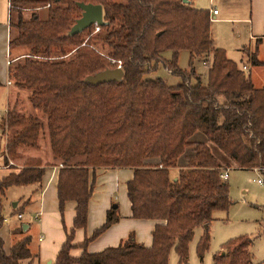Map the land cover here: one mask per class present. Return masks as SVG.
I'll return each instance as SVG.
<instances>
[{
  "label": "trees",
  "instance_id": "1",
  "mask_svg": "<svg viewBox=\"0 0 264 264\" xmlns=\"http://www.w3.org/2000/svg\"><path fill=\"white\" fill-rule=\"evenodd\" d=\"M8 1L9 26L14 29L9 47L28 49L10 62L8 75L30 91L31 105L46 115L51 152L62 165L56 185L61 215L66 201L75 202L72 227L66 230L54 264H168L171 250L179 264H187L194 229L208 226L214 212H227L231 204L221 173L231 165L264 170V88H255L225 50L213 46L209 10L193 7L190 0ZM45 3L49 6L44 16L32 10ZM79 3L102 6L103 23L94 35L89 32L95 24L70 34L82 14ZM29 10L31 16L26 18ZM86 33L87 42L97 50L87 42L81 45ZM70 47L75 50L66 56ZM168 49L169 60L162 57ZM102 50L108 58L100 54ZM181 50L190 53V65L193 57L205 56L206 84L191 83L196 77L193 68L177 66ZM38 55L43 58L34 57ZM118 60L123 70L120 80L89 83V76L115 68ZM159 63L181 81L171 86L161 78H146ZM250 63L264 68L256 52L250 54ZM7 122L12 134L5 151L10 158H20V149L38 147L43 129L39 119L11 110ZM208 143L225 155L224 162ZM187 149L191 150L185 154ZM45 167L28 158L0 177V229L5 190L40 183ZM95 168L133 169L126 182L131 215L157 221L150 246L130 233L117 246L87 251L91 240L119 220L116 203L90 237L73 243L75 230L87 221L95 184L89 170ZM22 209L23 205L12 207L11 214ZM19 232L21 224L14 233ZM30 240L25 236L5 247L0 235V264H33L38 255L30 250ZM249 241L247 236L228 240L222 245L225 254H218L214 264H250ZM208 242L206 229L196 244L199 257ZM76 246L82 253L73 257L70 250Z\"/></svg>",
  "mask_w": 264,
  "mask_h": 264
},
{
  "label": "rangeland",
  "instance_id": "2",
  "mask_svg": "<svg viewBox=\"0 0 264 264\" xmlns=\"http://www.w3.org/2000/svg\"><path fill=\"white\" fill-rule=\"evenodd\" d=\"M191 2V5L195 8L210 10L211 8L215 7L220 10V14L215 16V19H210V33L213 46L223 47L227 54L235 61V63H237V66L241 69L242 63H248V61L246 56L247 54L244 55L242 52H240L239 48L240 46L241 49L243 47H249V45L247 44V40H245V38H243L238 43L232 40L234 31L240 29L239 26L242 25L241 23H234L225 20V16H228L229 18L237 17V12H244L247 0H192ZM233 4L235 5L234 7H236L235 9L232 8ZM48 6L49 4L45 3L39 5L38 7L32 8V10L39 13L40 16H44ZM32 10L25 12L24 16L26 18L30 17V11ZM232 12L236 13L232 14ZM11 17L12 14L10 8L8 7V0H0V82H5L7 79L9 80V86H5L3 82L2 84L0 83V161H3V158L6 156L7 163L5 164H11L12 167L19 168L23 165L25 159L33 158L39 160L42 165L47 167L49 163H45V161L53 159L57 162V160L52 155L48 134L46 132V115L41 110L34 108L31 105L29 90L20 87L17 83H15L14 79L8 77L9 64L7 65L6 61L11 59L14 53L18 51H28L26 47L20 46V48H10L8 42L5 43V37L1 34V29L5 28L4 25L8 27L9 41L10 36H12V32H14V29H10L9 26ZM97 31L98 30L95 27L92 32H89V35H94V33ZM87 34L88 33L84 35L81 45H84L87 41H89V35ZM86 44H89V47L93 50H97V48H95L96 46L91 45L90 42H87ZM67 50H69V52L66 54V56L74 52L75 47L67 48ZM25 53L20 57L25 56ZM100 54L108 58V56L105 55V51L102 50ZM209 54V57H211L212 53L210 52ZM34 57L43 58L39 55ZM162 57L167 60L171 59L172 51L168 49L162 52ZM190 58L191 55L188 51L181 50L178 53L177 66L183 70H190V68H193L196 73V77L191 78V83L194 84L199 82L202 85L206 84L208 64L207 62H203L205 60V56L193 57L191 65L189 63ZM252 66L253 65L249 62V67L252 70L251 76H254L256 82L262 80V75L256 71L257 69L254 68V66ZM259 70H262L264 74V70L262 68H259ZM248 72L249 71H244L246 74ZM145 77L161 78L167 85L171 86L176 85L181 81L180 77L170 74L161 63L157 65V68L154 71L146 74ZM11 110H14L18 114L24 116L35 117L39 119L41 123H43V129L41 130V134L39 135L37 141L38 147L18 150L21 155L20 158H10V156H8L5 151V144L12 134V131L8 128L7 122V113ZM208 145L211 147L212 152L218 157V159H220L221 162H224L223 159L225 158V155H223L214 144L208 143ZM190 150L191 149H187L185 154H188ZM32 155H37L39 158L32 157ZM181 160L183 161L184 159H179L178 162ZM57 165H59L60 168L62 166L61 163H58ZM227 173L228 177L225 180L229 185L231 204L227 212H214L213 219L209 225L206 226V228L203 224L202 226H198L194 229L193 237L190 240L188 246L190 248L191 263L214 264L215 258L218 254H225V249L222 247L225 242L240 236H247L250 240L248 246L250 264H264V170L257 168L244 169L231 165L227 168ZM14 186V192L12 189L8 190V187L5 190V194L3 196V214L5 220L0 229V233L5 239V247H9L10 245L14 244L17 240H19L18 236L21 235V233H19L13 236L9 232L10 226H14V224L19 225L20 221L24 220V218L19 219L16 214L12 215L11 210L12 207H14L13 203L17 200L19 206L23 204V198H20L21 195H19V193L21 190L27 189L29 185H18L19 189H17V185ZM10 199H12V201ZM206 229L209 234L208 248L204 254L199 257L196 254V244ZM176 257L177 255L175 251L171 250L170 258L173 260V263H175L173 258ZM201 259L203 261H201Z\"/></svg>",
  "mask_w": 264,
  "mask_h": 264
},
{
  "label": "crops",
  "instance_id": "3",
  "mask_svg": "<svg viewBox=\"0 0 264 264\" xmlns=\"http://www.w3.org/2000/svg\"><path fill=\"white\" fill-rule=\"evenodd\" d=\"M234 6L233 4V9L236 8ZM213 8L209 10V16L215 19V16L220 14V10L215 8L218 11L217 14L211 15V10ZM233 13L236 12H232V14ZM236 15L237 17L231 18L225 16V20L241 23L242 26H239L240 29L234 31L232 40L238 43L245 38L249 45V47H243L241 49L240 46L239 48L240 52L244 55L247 54L248 61V63H242L241 69L245 66L243 70L249 71L247 74L250 76L255 88H264V74L262 70H259V68L264 70L263 66L253 65L254 68L257 69L256 71L262 75V80L257 82L254 76H251L252 70L249 67L250 54L253 52H256V56L259 60L264 61V0H247L245 11H239ZM4 27V29H1V34L5 37V43H9L8 27L5 25ZM14 48H20V46ZM217 48L223 47L218 46ZM25 52L26 51H18L14 53L13 57L6 61V64L8 65L11 61L20 58ZM225 53L229 59L234 61L227 54L226 50ZM2 82L5 86H9L8 79ZM2 82L0 83L2 84ZM32 157L38 156L32 155ZM5 163L3 158V161H0V177L8 174L12 170L10 168L11 164ZM45 163H49V165L45 168L40 183L29 184L27 189L21 190L19 193V195H21L20 198H23V209L21 213H16L17 217L18 214L21 215L18 217L19 219L24 218L19 224L22 226L24 224L26 225V228L23 229L22 227V232H19L21 233V235L18 236L19 239L29 236L31 238L29 248L38 255L37 260L33 264H54L55 257L61 244L66 239V230L72 227L73 217L75 215V202L72 200L65 202L64 210L61 215L58 207L56 188L60 167L53 159L45 161ZM92 177H94L95 184L88 201L87 221L85 227L75 230L73 243L80 244L85 238L90 237L93 231L105 222L107 210L112 204L116 203L120 216L119 220L91 240L87 245V251L92 253L101 251L110 246H117L124 241L130 233L134 235L136 241L142 243L144 246H150L152 243V231L157 221L153 219H136L131 215L130 202L126 193V182L132 179L133 169L95 168L89 170V179ZM11 189L13 191L15 186L8 188V190ZM17 189H19V186ZM10 200L12 201V199ZM16 206H19L18 200L16 201ZM17 226L18 225L14 224V226L9 227L11 235L14 236L15 234H19L14 233L16 232ZM0 235L4 239L1 233ZM4 243L6 244L5 239ZM81 253L82 248L78 246L70 250V254L73 257H77ZM173 259L175 263H173L169 255L168 264H179L177 257ZM201 261L203 260L201 259ZM187 264H192L190 260V248L188 249Z\"/></svg>",
  "mask_w": 264,
  "mask_h": 264
},
{
  "label": "water",
  "instance_id": "4",
  "mask_svg": "<svg viewBox=\"0 0 264 264\" xmlns=\"http://www.w3.org/2000/svg\"><path fill=\"white\" fill-rule=\"evenodd\" d=\"M182 1L187 2V0ZM78 5L82 10V14L71 27L70 34H77L93 24L101 25L103 23L101 4L79 3ZM122 75L123 70L120 67L108 68L89 76L88 81L90 84L97 85L104 82L118 81L122 78ZM13 206H16V202L13 203ZM22 227L25 229L26 225L24 224ZM204 227L206 228V225Z\"/></svg>",
  "mask_w": 264,
  "mask_h": 264
},
{
  "label": "built area",
  "instance_id": "5",
  "mask_svg": "<svg viewBox=\"0 0 264 264\" xmlns=\"http://www.w3.org/2000/svg\"><path fill=\"white\" fill-rule=\"evenodd\" d=\"M217 9H215V8H213L212 10H211V15H215V14H217ZM211 17V16H210ZM211 20H213L212 18H210ZM96 25V29L98 30L99 29V27L97 26V24H95ZM116 67H120L121 68V62L118 60L117 61V64H116ZM243 69H245V66L243 67ZM228 177V173H227V171H223L222 173H221V178L222 179H226ZM21 215L20 214H18V217H20Z\"/></svg>",
  "mask_w": 264,
  "mask_h": 264
}]
</instances>
